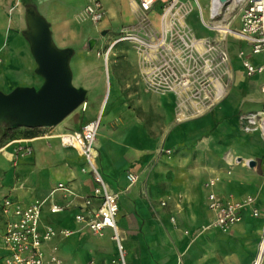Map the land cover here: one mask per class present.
<instances>
[{
  "label": "crops",
  "instance_id": "1",
  "mask_svg": "<svg viewBox=\"0 0 264 264\" xmlns=\"http://www.w3.org/2000/svg\"><path fill=\"white\" fill-rule=\"evenodd\" d=\"M89 1L0 0V92L38 89L43 82L25 35L29 11L49 23L57 48L73 51L72 83L86 91L85 110L57 125L0 131V210L5 198L23 206L46 199L40 225L72 231L46 242V255L55 246L60 264H109L117 256L111 229L95 235L75 220L77 213L85 212L84 199L92 196L95 183L83 170L84 157L58 138L99 119L96 161L118 196L116 223L127 264H251L264 223V141L258 130L245 132L239 117L264 111V72L247 77L238 51L254 65L264 63V54H251L248 44L231 35L215 34L198 17L203 34L196 36L220 40L227 49V89L213 107L178 122L176 95L149 90L132 45L113 44L116 34H108L137 21L139 0H98L102 20L76 23L75 15ZM162 4L157 1L147 13L156 29ZM229 13L224 20L230 18L229 25L238 27ZM109 47L105 59L99 52ZM26 145L31 147L29 155L15 152ZM128 174L137 180L130 183ZM211 178L218 179L212 188L207 185ZM58 183L72 194L52 192ZM211 191L223 201H256L241 210V220L227 231L201 230L213 217L207 205ZM52 205L63 209L52 213ZM97 206L98 200L92 199L90 208Z\"/></svg>",
  "mask_w": 264,
  "mask_h": 264
},
{
  "label": "built area",
  "instance_id": "2",
  "mask_svg": "<svg viewBox=\"0 0 264 264\" xmlns=\"http://www.w3.org/2000/svg\"><path fill=\"white\" fill-rule=\"evenodd\" d=\"M157 1L159 0H139L140 12L144 15L149 13ZM162 3L156 33L151 34L145 30L143 23L147 19L143 17L141 30L135 27L123 29L120 33L122 35L113 44L124 40L134 43L147 88L176 95L178 104L175 120L179 122L210 109L224 96L228 82L229 56L220 40L196 37L187 23L190 12L195 8L205 28L211 30L220 26L204 20L203 14L198 12V0L197 3L194 0H162ZM229 12L238 20V27L232 28L229 18L222 21V24L228 25L227 30L217 34L231 35L245 42L253 55L264 54V0H240ZM103 16L104 11L98 0H90L79 12L80 18L93 23H99ZM107 54L108 51L105 59ZM238 57L247 77L264 72V63L252 64L246 59L244 51H238ZM261 90L264 92V83ZM239 120L245 132L258 130L264 141V111L242 114ZM98 128L99 119H96L83 125L80 130L58 135L62 145L76 149L84 157L86 169L83 170L90 173L95 183L92 196L84 199L85 212L77 213L75 220L83 223L95 235H102L105 229H111L117 256L109 264H127L125 248L116 223L118 196L109 188L96 161L98 150L95 140ZM15 152L29 155L31 147H18ZM127 178L130 183L137 180L134 174H128ZM217 180L211 178L207 185L212 188ZM55 191L72 194L64 183H58L52 192ZM92 199L98 200L96 209L90 208ZM255 201L256 197H253L242 203H233L221 200L213 191L209 192L207 205L213 217L207 228L227 231L231 225L241 220L243 206H252ZM45 202L46 199L35 200L23 206L8 198L2 201L0 264H60L56 255L57 248L51 247L46 255L44 244L57 236L67 237L72 231L40 225ZM62 209L58 205L50 207L52 213ZM252 213L255 217L259 215L257 208H253ZM263 262L264 244H261L252 264Z\"/></svg>",
  "mask_w": 264,
  "mask_h": 264
},
{
  "label": "water",
  "instance_id": "3",
  "mask_svg": "<svg viewBox=\"0 0 264 264\" xmlns=\"http://www.w3.org/2000/svg\"><path fill=\"white\" fill-rule=\"evenodd\" d=\"M27 25L25 35L37 66L36 73L43 82L38 89L18 87L9 93L0 92V127L57 125L86 98V91L72 83L69 60L73 51L55 46L49 23L38 13H27Z\"/></svg>",
  "mask_w": 264,
  "mask_h": 264
},
{
  "label": "rangeland",
  "instance_id": "4",
  "mask_svg": "<svg viewBox=\"0 0 264 264\" xmlns=\"http://www.w3.org/2000/svg\"><path fill=\"white\" fill-rule=\"evenodd\" d=\"M198 1L200 2L201 6H202V8H203V10H204V18L207 20V10L209 9V2H210V0H198ZM193 11H194V12H190V14H189L190 17L188 16L189 26H190L191 30L193 31V33H194L195 35L203 34V30H202V28H201V26H200V22H199V19H198V13H197V10L194 8ZM196 14H197V15H196ZM232 15H233V14H232ZM143 17L147 19V21L143 23V26H144L145 30H146L147 32L151 33V34H152V33H156L157 29H156V27H155L154 22L151 21V19L148 17L147 14L144 15L142 12H140V10H139V13H138V19H137V21H136L133 25H131V26H129V27H124L123 29H127V28L130 29L131 27H135V28H138V29L141 30V28H142V18H143ZM75 20H76V23H78V24H82V23L88 21V20H84V19L80 18V17H79V12L75 15ZM186 21H187V20H186ZM123 29H122V30H123ZM122 30H121V31H118V32L116 33L115 30L111 29V30L109 31L108 34H110V36H114V34H116V35L114 36V39H117L120 35H122V34H120V33H122ZM99 35H100V36H99ZM97 36H98V37H101L102 35H101V34H98ZM196 37H197V36H196ZM198 38H200V37H198ZM124 41H125V42H128V43H130V44L132 45V47L134 48V51H135V53H136V55H137V57H138L137 48H136V46L134 45V43L131 42V41H128V40H124ZM106 51H107V48H105V50H104L103 52H99V53L105 54ZM138 59H139V57H138ZM138 63H139V67H140V69H141L140 62H138ZM85 107H86V100L83 102V104H81V105H80L77 109H75L72 113L77 112V111H82V112H83V111L85 110ZM72 113H71V114H72ZM71 114H70V115H71ZM68 116H69V115H68ZM3 128H4V127H0V131H2ZM17 128H19V127H17ZM17 128H9V130H14V129H17ZM167 153L170 154V151L167 150ZM210 222H211V221H210ZM210 222L207 223V224H205V225L201 228V230L213 229V228H207L208 225L210 224ZM0 223H2V221H1ZM111 232H113V231L111 230ZM116 255H117V254H116ZM253 259H254V258H253ZM252 261H253V260H252ZM252 261H251V264H252ZM91 263H92V262H91ZM109 263H110V262H109ZM87 264H88V263H87Z\"/></svg>",
  "mask_w": 264,
  "mask_h": 264
},
{
  "label": "bare ground",
  "instance_id": "5",
  "mask_svg": "<svg viewBox=\"0 0 264 264\" xmlns=\"http://www.w3.org/2000/svg\"><path fill=\"white\" fill-rule=\"evenodd\" d=\"M197 3V0H194ZM240 0H210L209 2V9L207 10V20L209 22H215L216 24H219L220 26H216V28L211 29L212 32H217L224 33V31L227 30L228 25L222 24V21L226 16H228V12L232 10V8L235 7V5L239 2ZM135 5V2H133ZM202 13L204 15V10L202 6L198 7V12ZM204 17V16H203ZM218 27V28H217ZM111 51V47L108 48V54ZM107 54V56H108ZM108 97L105 99L103 103V108H105V105L107 103ZM244 207H248L247 205H244ZM120 234V232H119ZM261 244H264V223L262 225V236L261 240L259 243V246Z\"/></svg>",
  "mask_w": 264,
  "mask_h": 264
},
{
  "label": "trees",
  "instance_id": "6",
  "mask_svg": "<svg viewBox=\"0 0 264 264\" xmlns=\"http://www.w3.org/2000/svg\"><path fill=\"white\" fill-rule=\"evenodd\" d=\"M2 131L6 134L9 131V128L5 125Z\"/></svg>",
  "mask_w": 264,
  "mask_h": 264
}]
</instances>
